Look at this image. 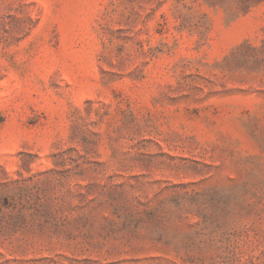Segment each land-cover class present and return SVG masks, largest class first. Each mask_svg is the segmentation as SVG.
Masks as SVG:
<instances>
[{"label": "rangeland", "instance_id": "obj_1", "mask_svg": "<svg viewBox=\"0 0 264 264\" xmlns=\"http://www.w3.org/2000/svg\"><path fill=\"white\" fill-rule=\"evenodd\" d=\"M0 264H264V0H0Z\"/></svg>", "mask_w": 264, "mask_h": 264}]
</instances>
